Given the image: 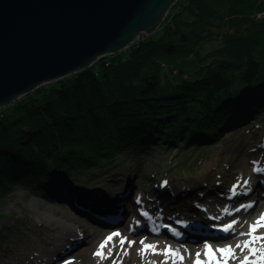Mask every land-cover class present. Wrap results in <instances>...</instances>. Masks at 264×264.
<instances>
[{"label":"trees","instance_id":"trees-1","mask_svg":"<svg viewBox=\"0 0 264 264\" xmlns=\"http://www.w3.org/2000/svg\"><path fill=\"white\" fill-rule=\"evenodd\" d=\"M188 1L168 14L157 39L135 45L123 65L111 64L100 74L88 69L70 84L48 87L41 100L33 96L4 114L0 200L18 183H39L50 191L55 170L72 179L112 165L124 153L141 156L155 145L198 151L226 132L264 124V30L198 59L201 69L189 79L181 70L179 79L166 77V83L146 77L147 63L158 56L150 54L160 50L154 70L162 61L171 74L213 33L212 26L220 27L230 12L247 13L246 2L252 7L257 2Z\"/></svg>","mask_w":264,"mask_h":264},{"label":"rangeland","instance_id":"rangeland-1","mask_svg":"<svg viewBox=\"0 0 264 264\" xmlns=\"http://www.w3.org/2000/svg\"><path fill=\"white\" fill-rule=\"evenodd\" d=\"M262 1L263 0H257L254 7L250 6V1L243 4V6L241 3L240 8L241 6L244 7L246 9L245 11H248L247 13L239 15V12L237 11L230 12L226 21L221 22L220 27L215 28L212 26L211 29L213 33L208 34L204 42H202L204 40L202 39L198 43L200 46L193 52L188 60L179 61L177 65H174L175 67L172 68H177V70L171 74H169L167 71L168 68L165 67V64H163L162 61L161 68L156 69L159 71L154 70L157 68V66H159L157 63V57L159 56L160 50H158L155 55L153 52L149 55V58L157 55L158 56L151 59V64L147 63V65H149V69L146 71V77L156 75L160 80L166 83V77H176L181 70L184 71L185 79H189L193 76L191 74L194 72V74H196L197 71L201 69L198 59L203 60L209 57L213 51L220 48L225 42L231 44H235V41L239 40L243 42L246 41L249 36H254L259 30H264V7L262 6L260 8ZM184 2L187 3V5L189 3L188 0H178L176 4L170 9L169 13H173L175 9H178L179 4ZM168 14L155 33L142 38L137 43L131 45L129 48L119 53L102 57L89 69H92L97 74H100L102 70L108 68L111 66V64L120 63L121 61V64L123 65L128 60V55L135 45L146 43L151 39L154 40L159 37V34L162 32L161 27L168 17ZM203 19L205 20V24H202L206 26L209 17L206 16ZM230 19L231 21L229 22ZM170 58L174 59L173 57ZM77 75H72L58 82L47 84L32 94L24 96L17 103L26 101V99H29L33 96L41 100L43 95L42 93L48 87H59L61 84L67 82L70 84L74 81V78ZM177 78L179 79L180 77L177 76L175 79ZM119 83L123 84V82ZM173 84H175V82ZM39 93H41V95H39ZM17 103L11 105L10 107L1 109L0 119H2L4 114L11 111ZM219 139L220 140H218L216 145H212L206 149H200L198 151H195L192 146L187 149L174 147L172 150H166L164 147L167 146L155 145L154 148L146 151L141 156H138V154L134 152L124 153L118 156L112 165L105 164L101 168L91 172L84 170V173H79L75 177L72 176V179L67 176L65 177L64 173H61V171L55 170L53 174L52 189L50 191L45 190V187H40L39 183L32 184L28 182L24 184H16L15 187H12V190H10L8 194L6 193L4 198L0 200V223L5 221V225H11V229L14 228V231L11 230L9 236H7L6 233L3 235L2 238H4L5 241L3 243L0 242V251L17 250L19 251L20 255L27 253L34 259L38 257L41 258L44 257L48 252H53L57 245L55 234L53 239H50L48 231L41 230V224H43L44 227L50 226L51 228H55V224L57 226L59 224L63 227L71 226L74 229L77 228V226L71 221L73 218L68 212V208L71 209L68 204V206L64 207V210L60 211L58 216H53L52 213L47 214L45 211L48 208V210H51L52 208L55 209V203L59 201L58 196L55 198V195L58 193L57 185L59 183V181H56L58 178L55 177V174L62 176L61 179L63 177L66 178L65 180L67 183H70L72 186L88 192H94L100 188L99 185H97L98 188L94 185L96 181H100L97 177H104L103 175L105 170H109L110 173L115 174L114 177L112 176L113 179L110 181L111 187H114L113 184H116L113 183L114 181L112 180L119 182V177L127 174L134 186H136V188L138 187L133 194V198L142 197L143 201L154 204H157L156 202L160 200L167 204L166 207L169 208L171 207L169 201H167L166 197H164L165 199H161L160 196L158 197V191L167 193L166 191H170L169 189L173 188L192 189L195 187H201L205 190L212 189L219 193H229L234 187H236V189L241 188V186L245 187V183L243 184V181L247 178L233 180L232 177L234 173L239 176L245 171V174L248 175L249 171L247 169L245 170V168H250L251 171L254 168L255 163H258L259 161L264 162V124L262 122H258L257 124L251 126L247 125L245 127H240L234 132H226ZM190 153L191 155H189ZM187 160L190 162L184 164V161ZM89 177H91V179H88ZM248 181L247 185H249ZM99 183L102 184V182ZM107 187L112 189L108 184ZM249 188H251L250 200L257 204L255 205V209L259 210V206L262 205L263 199L259 197L260 193L258 192V187L253 185ZM244 201L245 199H241L237 203V207L241 208V205ZM175 206L176 204L173 206V208ZM57 208L61 209L59 207ZM183 208L186 210H189L190 208L192 209L189 204H185ZM142 214L144 215L146 213L143 212ZM144 216L147 217L148 215ZM126 220L127 217L125 221ZM135 220L139 221V218L137 216H130L129 220L125 223V227L121 230L122 233L127 232L130 228L129 223H135ZM101 229L104 230L108 228H106V226L93 227V230L95 231ZM190 229H198V227H193ZM179 231L182 232L183 229H180ZM98 233L102 234V240L106 241V238L109 237L110 234L116 233V231L111 232V230H106L103 233L100 231ZM167 236L168 231L165 235V239L169 242L170 246L178 247L173 244ZM2 238L0 237V239ZM116 238L119 240L126 238L129 242L135 241V243L131 246L126 243V249L131 247L132 252L134 253L143 249V246L137 241V239L140 241L148 240L147 237L137 238L136 235L130 237L128 234H122ZM187 245L189 244H186L184 247H187ZM81 246L82 245L73 251L77 259L76 264H89L90 262H93V259L96 256ZM200 246H202V244H200ZM219 246L221 247L222 244L219 243ZM193 249H195V251L199 250L197 247ZM58 264H61V262ZM119 264H125V261H120Z\"/></svg>","mask_w":264,"mask_h":264},{"label":"bare ground","instance_id":"bare-ground-1","mask_svg":"<svg viewBox=\"0 0 264 264\" xmlns=\"http://www.w3.org/2000/svg\"><path fill=\"white\" fill-rule=\"evenodd\" d=\"M187 162L190 161L187 160ZM246 169L249 171L248 175L245 174L246 171L239 176L235 173L233 174V180L247 178L243 181V184L249 180L247 187L241 186V188L237 189L238 195L236 196L232 195V191L229 193H219L212 189L205 190L201 187L192 189L173 188L169 189L170 191H166L167 193L158 191V197L160 196L161 199H165L164 197H166L171 206L170 208L166 207L167 204L160 200L156 202L157 204H154L143 201L142 197L133 198V194L138 187L134 186L127 174L119 177V182L112 180L116 184H113L114 187H111L110 181L115 174L109 171L105 172L104 177H97L100 181H96L94 186L97 187L99 185L101 189L97 187L96 192L78 189L67 183L66 178L63 177L61 179L62 176L55 174V177L58 178L56 181H59L57 185L58 193L55 195V198L58 196L59 201L55 203V209L48 210V208L45 211L47 214L52 213L53 216H58L60 211L69 205L71 209L68 208V212L73 218L71 221L77 228L74 229L71 226L63 227L58 223V226L55 224V228H51L50 226L44 227L41 224V230L48 231L50 239H53L55 234L57 245L53 252H48L44 257L34 259L27 253L20 255L17 250L0 251V264H58L59 262L61 264H69V262L76 264L77 259L73 251L80 245L93 254L100 251V246L105 241L102 240L103 235L98 232L103 233L106 230H111V232L116 231V233L118 232L121 235L128 234L130 237L135 235L137 238L147 237L148 240L144 241L145 244L156 246V252L161 254L154 255L152 250L147 251L145 254L143 249L134 253L131 247L126 249V243L122 250L120 240L115 237L103 249L104 258L94 255L96 257L89 264H119L120 261H125V264H161L165 260L168 261V264H180L178 257L162 254L170 246L169 242L165 239V235L169 228L174 233H178L181 232L179 231L180 229L184 230L193 226L198 227V230H201L209 237L200 243L202 246L198 244L199 247L211 245L213 250H217L231 246L235 252V257L230 258L228 264H241L244 257L246 255L251 256V253L247 250L242 252L236 247L238 243L243 244L249 239L248 236H241L240 233H247L250 231V226L257 225L258 231L254 235L264 236V227L257 224V221L264 216V162L259 161L255 163L251 171L250 168ZM99 182H102V184ZM107 184L112 189H109ZM253 185L258 187L259 197L263 199L259 210L255 209V205L257 204L250 200L251 188L249 187ZM241 199H245V201L240 208L237 207V203ZM179 202L189 204L193 209L186 210L183 208L185 204ZM175 204L176 206L173 208ZM246 205H252V207H245ZM143 212L148 217H145L142 214ZM129 214L130 216H137L139 221L135 220V223H129V230L122 233L121 230L130 218ZM126 217L127 220L125 221ZM233 222H235L234 228L225 233L223 229ZM182 223H187L188 227ZM95 226H106L108 229L95 231L93 230ZM11 227V225L0 227L2 228L0 237L2 238L5 233L9 236L11 230L14 231V228L11 229ZM215 238H223V240L214 242ZM194 239H197V237ZM4 241V238L0 239V242L3 243ZM137 241L140 242L139 239ZM219 243L223 246L220 247ZM184 246H186L185 243L179 244L178 247L170 246L174 252L184 257L183 264H194L197 259V253L201 254L200 259L204 260L205 264H207V257L204 255L206 248L195 251L193 248L190 249ZM252 247L256 248L258 252L256 256H251V259L255 261L259 259L260 253H264V241L258 240ZM216 256L223 261V257L219 252H216Z\"/></svg>","mask_w":264,"mask_h":264},{"label":"water","instance_id":"water-1","mask_svg":"<svg viewBox=\"0 0 264 264\" xmlns=\"http://www.w3.org/2000/svg\"><path fill=\"white\" fill-rule=\"evenodd\" d=\"M178 0H0V110L155 33Z\"/></svg>","mask_w":264,"mask_h":264},{"label":"snow or ice","instance_id":"snow-or-ice-1","mask_svg":"<svg viewBox=\"0 0 264 264\" xmlns=\"http://www.w3.org/2000/svg\"><path fill=\"white\" fill-rule=\"evenodd\" d=\"M245 187H247V181L245 182ZM231 191H232L233 196L238 195L236 187H234ZM245 194H247V193H245ZM245 207H252V205H246ZM234 224H235V222L227 225L223 229V231L225 233L229 232L230 230H232L234 228ZM257 224L260 225L261 227H264V216H262L260 218V220L257 221ZM257 231H258L257 225H252V226H250L249 232L240 233L241 236H248L249 239L247 241H245L243 244L238 243L236 245V247L239 248L242 252L247 250L248 252L251 253V256H256L258 254L257 249L253 248L252 245L254 243H256L258 240L264 241V236L254 235V233H256ZM120 235L121 234L117 232V233H114V234L110 235L109 237H107L105 243L101 244V246H100L101 250L97 251L94 255H96L97 257H100V258H104L103 249L107 246V243L113 241L115 237L120 236ZM125 243H128L129 246H131L132 244L135 243V241L129 242V241H127L126 238L121 239L120 245H121L122 250H123V246ZM140 243L143 246V251L145 254L149 250H152L154 255L155 254H161V253L156 252V246L151 245V244H145L144 240H141ZM205 247H206V252L204 255L207 257V264H228V260L230 258L235 257V252L231 246H229L227 248L217 249V250H213L211 248V246H209V245H206ZM216 252H219L221 254V256L223 257V261H221V259L216 256ZM162 254L165 256L178 257L180 264H183L184 257L181 256L179 253L174 252L170 246ZM196 255H197V259L195 260L194 264H205V261L200 259L201 254L197 253ZM251 256L246 255L244 257V259L241 261V264H264V253H260L259 259L255 260V261L251 259ZM69 264H71V262H69ZM161 264H168V261L167 260L162 261Z\"/></svg>","mask_w":264,"mask_h":264}]
</instances>
